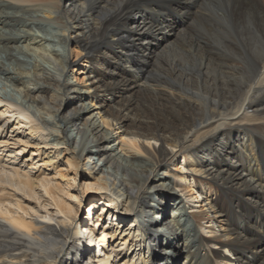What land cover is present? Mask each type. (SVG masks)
I'll use <instances>...</instances> for the list:
<instances>
[{"label":"bare ground","instance_id":"bare-ground-1","mask_svg":"<svg viewBox=\"0 0 264 264\" xmlns=\"http://www.w3.org/2000/svg\"><path fill=\"white\" fill-rule=\"evenodd\" d=\"M1 117L0 264H264V0H0Z\"/></svg>","mask_w":264,"mask_h":264},{"label":"rangeland","instance_id":"rangeland-1","mask_svg":"<svg viewBox=\"0 0 264 264\" xmlns=\"http://www.w3.org/2000/svg\"><path fill=\"white\" fill-rule=\"evenodd\" d=\"M177 6V5H176ZM167 13H168V15L166 16V17H172V18H176V16L178 15L177 13V10H176V8H170L168 11H167ZM177 22L178 21H176V25H179V24H177ZM167 36H171V35H167ZM76 47V45H73V48H75ZM78 51H81V50H78ZM78 51H74L73 53H72V60H76V62L80 59V57L78 56ZM81 61V59L79 60V62ZM83 62V61H82ZM77 65V64H76ZM82 68H77V70H75V72H74V78L72 79V80H74V81H81L82 83H81V86H85V84H87V76H85V78H84V75L83 74H81L80 73V70H81ZM124 92L125 93H129L130 91H127V90H124ZM17 96H19L18 94H17ZM15 118V117H14ZM1 121H2V117H1V119H0V123H1ZM13 122L14 121H12V122H10V124H9V126H3L4 124H0L2 127H4L3 128V132L2 133H0V136H2L1 138H2V140L4 139L5 141L7 140V141H9V142H12V141H17V140H15L16 139V135L15 134H19V133H17V131H15L14 133L12 132L13 131V128H11V126L13 125ZM21 131V130H20ZM24 131H27V130H24ZM13 134H14V136H13ZM123 135V132H122V130L118 133V135L117 136H122ZM229 141H231V139L229 140ZM18 142V141H17ZM234 143V142H233ZM230 144V143H229ZM11 146L12 147H15V148H20L21 147V145L19 146V145H14V143H12L11 144ZM61 146V145H60ZM57 147V149H59V150H61L63 153H65L64 152V149L63 148H66V146L65 147ZM28 148H30V147H28ZM30 149H33V147H31ZM25 154H28V152L27 153H25ZM229 154V153H228ZM209 155V154H208ZM226 155V154H225ZM30 157L31 156V153L29 154V155H27V156H22V159H26V157ZM67 155H64V157L62 158V159H64L65 157H66ZM44 157V156H43ZM227 157V156H226ZM2 158H4V159H6L7 157H5L4 155L2 156ZM245 159H246V161H247V157H245ZM57 160V159H56ZM87 160H84L83 162H82V165L81 166H83L82 168H85L86 166H85V162H86ZM32 162V159H31V161H29V163H31ZM182 161H180V160H177V161H175V163L174 164H172V165H170V167H171V170H169V172H170V174H172V173H175V168H177V167H179L180 166V163H181ZM16 163H14V164H12V165H15ZM6 166H8L7 164H6ZM45 166H47V169H48V172L49 173H51L50 174V176L52 177H54V176H56L55 175V170H54V168H53V166L52 165H44V166H41L40 168H44ZM23 168V167H22ZM81 168V167H80ZM166 169V167H163V169H162V171L163 170H165ZM36 170V169H35ZM182 170H184V169H182ZM187 170V169H186ZM32 172H33V170H32ZM195 175H193L196 179H197V181L196 182H194V181H192L191 180V185H193L196 189H199V184H200V181H204V183L205 184H208V185H211L210 184V182H212L211 181V179L209 178H207L206 176H205V173L203 174L202 172H199V173H195L196 171L194 170V171H192ZM192 172H190V174H193ZM169 176V175H168ZM168 176H167V178H168ZM169 179H171V180H173V178L171 177V178H168V179H164V181H168ZM57 181H61L60 179H57ZM163 181V182H164ZM155 182V180H152L151 182H149L148 183V185H147V188L148 189H150L151 188V184H153ZM197 182H198V185H196L197 184ZM77 183V182H76ZM78 183H79V180H78ZM193 183V184H192ZM173 183L171 182H169V183H166V187H164V188H168V186L170 187V185H172ZM185 185H190V183H187V182H185L184 183ZM77 186V184H75L74 183V187H76ZM192 187V186H191ZM189 188H190V186H189ZM214 189V191H213V195L211 194V196H210V192L208 193V195L210 196V200L208 201L206 198H204L203 200H202V198L201 199H199L198 201H194L193 203H195L193 206H194V208L192 209L193 210V212H192V214H191V216H193L194 214H197L198 216H200V217H205V214L206 213H208V214H210L211 216H213V215H216L218 212H217V206L216 207H213V206H211L210 205V202L212 201V200H215V194H216V190H215V188H213ZM72 191H75L74 189H71ZM193 192V191H192ZM260 192L261 191H252V192H249V195H251V196H254V195H260ZM98 194V193H97ZM164 194H167V196H169L167 199H170V202L173 200V196L174 195H172L170 192H167V191H165L164 192ZM91 195H96L94 192H92L91 193ZM85 196H87V194L85 195ZM207 196V194H204V197H206ZM195 197V196H194ZM23 200H25V199H23ZM43 200L44 199H40V201H37V200H31L30 201V204H28V206H32V207H34L35 209H38V210H45L44 208H42V204H44L43 203ZM73 200H76V199H73ZM84 202L86 201V197H85V199L83 200ZM151 202H153V200L152 199H150V203ZM209 202V203H208ZM25 204H27V202L25 203ZM197 204H199V205H197ZM203 204H206V205H203ZM197 206V207H196ZM201 206V207H200ZM90 207H89V204H87V201L85 202V204H84V206H82V208L80 209V215L82 216V219L84 218H86V220H87V218H88V216L91 214L90 212V209H89ZM175 206L174 207H172L171 209H170V216H168V219L171 217V213L175 210ZM51 210H53V209H51ZM190 216V218H188V219H185L186 220V222H187V224H188V226H195L196 225V219H194L193 217H191ZM225 219V217H218V222H217V224L216 225H218V226H214V225H212V227H209L208 229H213V226H214V236H216V235H221V234H224V233H226L227 232V229H223V228H225V227H227V223H226V221L224 220ZM236 220H237V222H238V224H239V226L240 227H242L243 226V219L240 217V216H237L236 217ZM99 221V220H98ZM96 222L95 224H94V229H96V230H98V233L101 231V233H105L106 232V230L104 229V228H101V229H99L100 227H99V222ZM189 222V223H188ZM92 223V222H91ZM193 223V224H192ZM202 223H204V225L205 224H208V222H207V219H205V221H202ZM223 225V227H221ZM156 226H162V223L160 222L159 224H156ZM175 229V228H174ZM262 230H263V232H264V227H262ZM174 230H168V231H163V233H161L160 234V236H164V237H168V236H170L172 233L171 232H173ZM100 233V234H101ZM209 235V234H208ZM207 235V236H208ZM87 237H88V235L86 236V237H82V243L84 244V245H91V247L92 248H94V250L96 249L97 251H98V247H96V244H92L91 243V241L90 240H88L87 239ZM224 238V237H223ZM85 241H86V243H85ZM88 242V243H87ZM174 242H176V241H174ZM120 244V243H119ZM122 244V243H121ZM120 244V245H121ZM95 245V246H94ZM160 247H164L163 245L162 246H160ZM179 247H182L181 245H179ZM106 250H108V249H106ZM121 251V250H120ZM120 251H117L118 253H116L115 254V257H114V259L115 260H113L114 261V263L116 262V261H118V260H120V258H119V255H121V253H119ZM107 252H109V250L107 251ZM185 254H187V252L185 251L184 252ZM185 254H183V255H185ZM233 254L234 253H227V256H228V259H229V261L230 262H235V261H233V260H230L231 258H232V256H233ZM182 255V254H181ZM98 256H102L101 255V252H99L98 251ZM103 257V256H102ZM181 257V256H180ZM181 261H185V257H181ZM228 261V263H230ZM233 264H235V263H233Z\"/></svg>","mask_w":264,"mask_h":264}]
</instances>
